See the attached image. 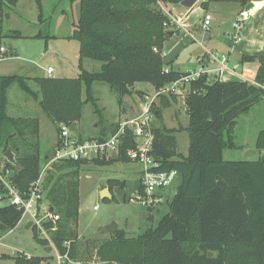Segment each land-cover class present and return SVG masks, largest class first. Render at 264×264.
I'll return each instance as SVG.
<instances>
[{
    "label": "trees",
    "instance_id": "obj_1",
    "mask_svg": "<svg viewBox=\"0 0 264 264\" xmlns=\"http://www.w3.org/2000/svg\"><path fill=\"white\" fill-rule=\"evenodd\" d=\"M39 19H43L42 0H36ZM79 2L78 20L70 39L80 42V67L84 58L100 61L99 71L83 69L78 77H36L39 89H32L20 75L0 76V164L10 169V182L27 192L41 175L43 165L52 159L51 152L42 153L38 117H12L7 113V90L18 83L27 95L39 100L41 111L53 122L58 134L62 125L71 126L82 118L83 106L91 103L102 114L93 85L104 82L120 96L132 93L137 82L149 83L155 89L189 74L167 63L162 55L169 30L168 17L153 0H70ZM177 1V0H173ZM239 1L246 5L251 0ZM18 0H0L12 8ZM21 37L20 31H14ZM13 35V34H12ZM3 29L0 27V58ZM155 48L158 51H155ZM243 62L258 61L254 82L245 80H211L208 73L191 80L186 91L189 124L187 155L179 152L176 129L152 123L153 146L150 155L159 163L158 171H178L176 193L168 201V211L154 227L135 237L117 229L96 247V264H264V160H225L226 149L239 146L235 142L238 118L264 98V54L245 55ZM86 98H83V92ZM178 95L162 94L153 103L155 117L177 102ZM105 120V119H103ZM103 124L95 136L81 142L104 141L115 134L120 122ZM136 146L133 132L125 128L118 147V160L132 161L128 151ZM256 147L264 150V130L256 139ZM11 148L19 166H14L4 153ZM94 161L113 162L109 157L58 160L46 176L47 200L59 218L44 223L60 254L78 256V220L80 209L79 177L81 166ZM130 186V189H129ZM113 193L125 189V202L133 192L144 193L139 179L133 186L126 180L111 178ZM0 180V192L7 193ZM0 200V238L16 229L23 208ZM113 199L119 201L113 195ZM110 201V199H104ZM39 241L44 242L41 238ZM96 242V241H95ZM67 243H70L68 250ZM88 244V242H87ZM213 252V256H209ZM45 257L16 256L15 264H42Z\"/></svg>",
    "mask_w": 264,
    "mask_h": 264
},
{
    "label": "rangeland",
    "instance_id": "obj_2",
    "mask_svg": "<svg viewBox=\"0 0 264 264\" xmlns=\"http://www.w3.org/2000/svg\"><path fill=\"white\" fill-rule=\"evenodd\" d=\"M55 2L57 3H55L56 5L53 10H48L49 7H46L47 10L43 13L44 18L42 20H38L37 16L39 12H36L35 2L31 0H20V4L17 7L14 6V8H8L7 6H4L3 9L0 10V27H2L4 35L2 43L10 51L17 49L21 58L17 60L18 57L15 54H12V56L10 55L1 60L0 75H13L19 73L17 71H19L18 66L21 63L25 65H40L38 67H41V65L47 67L49 64L57 65L59 55L57 54V51L62 49L66 40L59 39L58 41L53 42V45L49 48V45L47 46L46 44L45 37L56 31L61 35L67 33L69 31L68 26L70 27V23H72L75 17H77V12L69 11V9L66 13L62 12L66 4H69L68 0H55ZM6 15H10L11 18H7ZM1 19H3V23ZM171 20L172 19L169 18L168 21L164 23L165 29L169 30L171 28H176V23L173 22L171 24ZM56 25H58L57 30ZM16 30L25 35L40 31L44 38L26 40L15 36L14 31ZM207 30L203 29L202 31L206 32ZM46 48H48V51L46 52V55H43ZM165 48L164 50H166L167 53L168 48L166 46ZM72 54L73 51L69 48V58H71ZM168 54L164 56V59L167 63H170L168 60L171 55L168 56ZM91 62L94 64H101L100 61L96 60H91ZM190 66H192V62L186 64L183 63L182 67L183 70L186 71ZM136 84H138V86L132 87V91L136 95V100H138L137 108L134 110L133 115L127 120L138 117L142 113V108L139 103L151 101L156 93L153 88L146 86V83L144 82H137ZM93 88L95 97L99 99L98 105L102 109V114L96 112L91 103H87L83 106L82 118L77 122L78 126L81 128V135L83 137L97 135V133L103 129V124H106L105 122H107L103 119L110 117H112L110 119H114V115H118L119 108L126 111L125 107L121 104L125 95L120 96L118 92L111 89L110 85L104 82H96ZM12 90L11 106L12 104L14 105L15 101H18V96L15 92H20L22 96H27L25 92L20 89L18 84H14ZM185 96L186 91L184 90L177 103L180 105L178 120L174 119V111L172 110H169L168 117V124L170 126H179L180 133L177 135L179 152L181 153H186L189 146L188 132L183 131V129H185L183 125L188 124L189 117H186L185 115ZM152 110L155 112V108L152 107ZM10 113L21 116H39L38 112L27 114L22 108H17V111H12L11 109ZM41 116H43L41 118V127L44 130V133L47 132L45 136L46 139H43V144L47 146L49 143L54 142L56 129L55 125H52V122L48 117L42 114ZM152 123L160 125L159 119L155 116L152 119ZM262 130H264V98L255 104L248 113H245L238 118V123L235 128V142L240 147L226 149L224 151V158L233 160L259 159L260 151L256 148V139L259 132ZM76 137H78L77 134ZM55 147H57V145ZM54 162L56 161L49 160L45 163L41 175L38 178V180L40 179L42 182L43 205L45 206H50L47 200L49 188L48 185H46V176ZM142 169L143 165L141 163L122 160L113 161L107 164H98L91 161L81 166L79 177L80 209L78 220L79 254L77 258L69 257L68 253L61 254L63 257L60 260V264H96V247L101 241L110 238L112 234L96 233L98 228L102 225L116 222L119 229L125 230L128 236L135 237L146 231L148 228L154 227L158 223L162 215L168 211L167 203L176 193L178 181L172 185L168 193L166 192L164 194L166 200L154 208H146V206L136 199L121 202L114 199L105 201L102 197V191L108 187L109 179L115 178L126 180L133 186L140 177ZM116 192L117 191L115 190L113 194L117 197ZM132 195L135 196L136 192H133ZM6 203H8L7 200L2 202L1 205ZM95 206H97V208H95ZM28 220L29 215H26L24 217V223ZM38 238H41L44 242L39 241ZM45 246H51L52 249L47 251L45 250ZM67 246L69 250L70 243H67ZM18 255L27 258H30V256H41L45 257L42 264H58V255H60V252L52 240L51 233L47 232V234H42L36 226H32L24 232L18 231L17 229L11 230L4 234L0 239V264H15V257ZM66 255H68V259L65 257Z\"/></svg>",
    "mask_w": 264,
    "mask_h": 264
},
{
    "label": "crops",
    "instance_id": "obj_3",
    "mask_svg": "<svg viewBox=\"0 0 264 264\" xmlns=\"http://www.w3.org/2000/svg\"><path fill=\"white\" fill-rule=\"evenodd\" d=\"M31 1L35 2L36 12L37 11L39 12L37 1L36 0H31ZM56 1H61V0H56ZM68 1H69V4H66L62 12L66 13L68 9L69 11L77 12V17H75L73 22L70 23V27L68 26L69 31L65 33L64 35H61L57 33L56 31L55 33L49 34L45 37L46 44L47 46L49 45V48L53 45V42H56L59 39L66 40V42H64V45L62 46V49L57 51V54H59L57 65L49 64L47 67L43 65H41V67H38L40 65H32V64L25 65L21 63L18 66L19 71L17 72L19 73L13 74V75H20V76L27 78L29 86L36 91L39 89V87L33 78H36V77L75 78V77H78L79 74L81 73L82 67L83 69H86L89 71H97V70L99 71L102 67V63L94 64L93 62H91L92 59H88V58H84L82 60V67H80V42L75 39L69 38V36L72 34V31H73V27H74L73 25L78 20L80 4L77 1L76 2H71L70 0ZM55 3H57L55 2V0H42L43 13L46 12L47 10L46 7H49L48 10L50 9L53 10L56 5ZM250 3L252 4V7L250 8V18L245 24V27L243 28V30L241 31L242 39L239 42H234L233 39L231 38V35H229L231 32H233V27H232L233 21L235 20L236 16L242 10L247 9L246 6ZM19 4H20V0H18L15 7H17ZM0 10H2L1 4H0ZM163 12L170 19L178 18L181 21V25L176 26L175 29L173 28L169 29L173 31V35L171 36L169 35V38L167 39L166 44H165V46L168 48V51H167V54L169 53L168 56L171 55L168 61L172 62V65L175 68H177L178 70L182 72H186V73L201 71L203 69L208 70L211 68H215L217 66V63L210 62L209 52H218V53L226 54L229 57L230 65L231 66L236 65L237 67L234 71H225L219 75L216 74L215 72H210L209 77L211 80L213 79H220L223 81L248 80V81L254 82L256 74H257V70L259 67V63L258 61L243 62L242 58L245 55L254 56V55L264 54V0H251L246 5H243L239 1L219 2L216 0H198L196 4L191 8H187L183 6L181 4V1L177 0V1L166 3ZM206 13L212 14V24L209 27V30L205 32V31H202L203 29L201 27V24H202L203 18ZM6 17L11 18L10 15L8 16L6 15ZM37 17H38V20H40L39 13ZM2 18H3V13H2ZM43 18H44V14H43ZM2 20L3 19H1V21ZM57 27L58 25H56V30H57ZM21 34L22 35L19 38H24L26 40L44 38L43 34L40 31L32 32L28 35H25L22 32ZM2 41L3 39L1 40V46L5 48V52H4V57L0 58V61L7 58L10 55L12 56V54H15L18 57L17 60L21 59L19 53L17 52V49H15L14 51H10L2 43ZM69 48L72 49L73 51L71 58H69ZM47 51H48V48L44 50L43 55H46ZM201 57L203 60L201 62H198V59ZM190 62H192V66H190L188 69H186V71H184L182 67L183 63L186 64ZM49 67L53 68V72L51 73L50 76L47 71ZM0 76H9V75L4 74ZM14 84H18V83H13L7 90V99H8L7 113L12 117H20L21 115H13L10 113L11 109L12 111H15V110L17 111V108H22V110H24V112H26L27 114H33V112H38L39 116L37 117L39 118V121H40L41 151L43 153L48 152V151H51V153L54 152L55 150L54 148H56L55 146L58 143L57 130H56V137H55L54 142L49 143L47 146L44 145L43 139H46L45 136L47 132L44 133V130L41 127V118L43 117L41 116V114L44 115V113L41 111L39 100L34 99L33 97L27 95V93L18 84L20 89L23 92H25L27 96H22L20 92H15L18 96V101L17 102L15 101L14 105L12 104L11 106V93L13 92L12 89H13ZM145 85L153 88L156 91L155 87H153L149 83H146ZM137 86L138 84H135L133 87H137ZM179 97L180 95H178L177 102L174 103L171 107L165 108L162 110V119L159 120L160 125H164L169 129L177 130L176 131L177 140H178L177 134L180 133L179 128H178L179 126L178 127L177 126L175 127L173 125L170 126L168 124V121H169L168 117H169V110H172L174 111L173 112L174 119L178 120V117L180 114V111H179L180 105L177 104ZM83 98L84 99L86 98L85 91L83 92ZM158 100L159 98H157L155 102L157 103ZM137 101L138 100H136V95L133 91L132 93H129L128 95L126 94L121 103L125 107L126 111L121 110V108H119L118 115H114L115 116L114 119H110L112 118L110 117V118H106L105 121H107V123L124 122L125 120L130 118L131 115H133L134 110L137 108ZM98 102H99V99H98ZM145 103L143 102L139 103L140 107L143 108V105ZM186 107H185V115L186 117H188ZM21 117L32 118L33 116L28 115V116H21ZM188 124H189V117H188ZM188 124H184L183 125L184 128H186ZM52 125H53V122H52ZM76 125L80 133L81 128L78 126V124ZM183 131H186V130L183 129ZM188 150H189V146H188ZM188 150L186 151V153H181V152L180 153L182 155H187ZM259 151H260V158L261 157L263 158L264 150H259ZM223 156H224V153H223ZM225 160H233V159H225ZM139 179L140 177L137 179V181ZM106 188H109V187H106ZM169 190H167L166 192L168 193ZM45 207H48L49 209H51L52 206H45ZM28 222H30V219L26 221L25 223L23 220L21 223H19L18 227L24 228V226L28 224Z\"/></svg>",
    "mask_w": 264,
    "mask_h": 264
},
{
    "label": "built area",
    "instance_id": "obj_4",
    "mask_svg": "<svg viewBox=\"0 0 264 264\" xmlns=\"http://www.w3.org/2000/svg\"><path fill=\"white\" fill-rule=\"evenodd\" d=\"M157 3L162 11L164 10L165 4L172 2L173 0H153ZM250 18V9L242 10L233 21L232 27L233 32L231 38L234 42H239L242 39L241 31L245 27V24ZM177 26L181 25L180 19H172ZM212 24V15L206 13L201 27L204 30L209 29ZM155 51H158L155 48ZM1 52H5V48L1 46ZM166 50L162 51V55L165 56ZM3 58V57H2ZM202 57L198 59L201 62ZM209 60L212 63H217L215 68L208 70H201L196 72H190L179 80H176L170 84H167L160 89H156V93L151 101L146 102L143 105L142 113L130 120H125L120 122V127L115 134L110 136L104 141H99L97 139L86 140L81 142L76 133L71 129L69 125H62L60 142L55 148L52 161L71 159H94L111 157L113 150L118 153V147L121 143L122 136L125 132V128H130L133 132L134 139L136 141V146L128 151V156L132 161L141 163L143 169L141 171L140 180L144 187V193L136 192V195H132V199H136L141 202L146 208H154L155 206L161 204L165 198V192L169 190L172 185L177 181L178 171L173 169L171 171H158L156 168L159 167V163L150 155L153 146V132H152V119L155 116L152 107L153 103L162 94H176L181 95L183 91H187L188 84L191 80L198 78L203 73L215 72L216 74H222L225 71H234L236 65L231 66L229 63V57L226 54L218 52H209ZM49 76L53 72V68L49 67L47 69ZM264 88V85H262ZM11 175L10 169H4V161L0 164V180L5 184L7 188V201L9 204L16 205L23 208V215L19 223L24 220L26 215H29V219L32 222V226H36L42 234H47V230L44 223L47 221H55L59 218L54 212H51L48 207L43 205V190L41 180H37L31 185L27 192L19 191L9 180ZM0 192V200L5 196ZM5 200V201H6ZM130 200V201H131ZM97 208V206H95ZM19 226V224H18ZM17 226V227H18ZM31 257V256H30ZM62 255H58L59 262L62 259ZM67 259L68 255L65 256Z\"/></svg>",
    "mask_w": 264,
    "mask_h": 264
},
{
    "label": "water",
    "instance_id": "obj_5",
    "mask_svg": "<svg viewBox=\"0 0 264 264\" xmlns=\"http://www.w3.org/2000/svg\"><path fill=\"white\" fill-rule=\"evenodd\" d=\"M180 1H181V4H182L183 6H185V7H187V8H191V7H193V6L196 4V2H197L198 0H180ZM251 7H252V4H251V3L248 4V5L246 6L247 9H250ZM167 33H168L170 36L173 35V31H171V30H169ZM71 129H72L76 134H79V129L77 128L76 123H73V124L71 125ZM4 157H5L9 162H11L14 166H16V167L19 166L18 161H17V159H16V154H15V152H13V150H12L11 148H8V149H7V151L4 153ZM110 158H111L112 161H117V160L119 159V156H118V153H117L116 150H113V151H112V153H111V157H110ZM262 159L264 160V157H263ZM116 191H117L116 193H117V198H118V200L121 201V202H125L126 190H125V189H117ZM113 195H114V194L109 190V188H105V189L102 191V197H103V199H106V198H107V199H113ZM50 211L53 212V211H54V208L51 207ZM31 225H32V222L30 221V222H28V224H26V225L24 226V228H22V227H16V229H17L18 231H22V232H24V231H26L27 229H29V228L31 227ZM117 229H118V225H117V223H116V222H112V223H110V224H106V225H102V226H100V227L98 228V230L96 231V233H98V234L115 233V232L117 231ZM51 249H52L51 246H46V247H45V250H47V251H50ZM208 255H209V256H213L214 253H213V252H209Z\"/></svg>",
    "mask_w": 264,
    "mask_h": 264
}]
</instances>
